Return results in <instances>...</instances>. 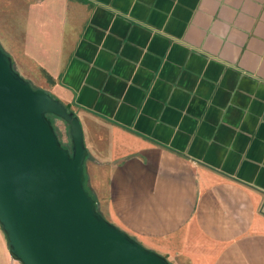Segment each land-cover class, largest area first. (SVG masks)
<instances>
[{
    "label": "crops",
    "instance_id": "1",
    "mask_svg": "<svg viewBox=\"0 0 264 264\" xmlns=\"http://www.w3.org/2000/svg\"><path fill=\"white\" fill-rule=\"evenodd\" d=\"M0 37L80 120L109 222L171 264H264V0H0Z\"/></svg>",
    "mask_w": 264,
    "mask_h": 264
},
{
    "label": "water",
    "instance_id": "2",
    "mask_svg": "<svg viewBox=\"0 0 264 264\" xmlns=\"http://www.w3.org/2000/svg\"><path fill=\"white\" fill-rule=\"evenodd\" d=\"M0 47V227L19 264H171L109 222L86 189L74 112L34 88ZM50 116L70 128L65 147Z\"/></svg>",
    "mask_w": 264,
    "mask_h": 264
},
{
    "label": "rangeland",
    "instance_id": "3",
    "mask_svg": "<svg viewBox=\"0 0 264 264\" xmlns=\"http://www.w3.org/2000/svg\"><path fill=\"white\" fill-rule=\"evenodd\" d=\"M0 47L2 48V50L7 53V50H9V44L8 42L5 40V38H1L0 37ZM9 54V53H7ZM10 55V54H9ZM15 69L16 71L18 72L17 70V67L18 65H15ZM19 73V72H18ZM21 75V74H20ZM22 76V75H21ZM23 77V76H22ZM25 78V77H23ZM26 79V78H25ZM27 80V79H26ZM28 81V80H27ZM31 85L34 87V88H37V86L34 84V81L31 82ZM50 119L52 120V123H53V126L56 130V133L58 134V137L61 141V143L71 149L72 148V144H71V136H70V128H69V125L63 121L62 119L58 118V117H55V116H50ZM88 157V156H87ZM85 186H86V189L91 192V184H90V179L87 177L86 178V181H85Z\"/></svg>",
    "mask_w": 264,
    "mask_h": 264
}]
</instances>
